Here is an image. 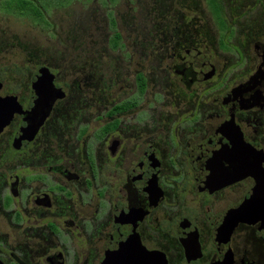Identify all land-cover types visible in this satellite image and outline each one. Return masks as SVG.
<instances>
[{"label": "flooded vegetation", "instance_id": "obj_1", "mask_svg": "<svg viewBox=\"0 0 264 264\" xmlns=\"http://www.w3.org/2000/svg\"><path fill=\"white\" fill-rule=\"evenodd\" d=\"M214 21L244 76L202 34L161 31L154 83L142 61L85 121L59 70L0 72V264H264V16L249 35Z\"/></svg>", "mask_w": 264, "mask_h": 264}, {"label": "rangeland", "instance_id": "obj_2", "mask_svg": "<svg viewBox=\"0 0 264 264\" xmlns=\"http://www.w3.org/2000/svg\"><path fill=\"white\" fill-rule=\"evenodd\" d=\"M222 3V14L230 23L245 25L248 35L258 29L260 23L247 21L264 16V0H222ZM213 4V9L219 7L217 1ZM211 8L206 0H77L68 7L52 9L47 15L51 23L48 27L0 11L2 80L7 84L24 83L33 65L59 70L60 81L71 87L72 96L76 92L77 104L71 103L72 111L67 116L85 121L91 114V99L97 98L102 105L115 97L122 85L130 86L134 70L142 61L154 83V77H159L156 73L159 64L153 60V52L161 41V31L168 32V37L186 31L185 36L202 34L208 47L219 52L224 67L235 69L228 79L242 77L248 65L238 68L237 52L222 54ZM111 15L121 34L122 45L117 49L111 43L114 35ZM239 40L230 45L240 46ZM75 106L79 107L77 112Z\"/></svg>", "mask_w": 264, "mask_h": 264}, {"label": "trees", "instance_id": "obj_3", "mask_svg": "<svg viewBox=\"0 0 264 264\" xmlns=\"http://www.w3.org/2000/svg\"><path fill=\"white\" fill-rule=\"evenodd\" d=\"M77 0H0V11L8 14H13L19 17H26L33 20L35 23H39L43 26H51L48 20V13L55 8H65L72 5ZM212 7V11L217 19H222V13L220 8L213 9V2L216 0H209ZM111 29L114 32L111 40L112 48L117 49L121 44V34L117 31V23L113 15L110 17ZM144 84V89L146 84ZM143 89V88H142Z\"/></svg>", "mask_w": 264, "mask_h": 264}, {"label": "water", "instance_id": "obj_4", "mask_svg": "<svg viewBox=\"0 0 264 264\" xmlns=\"http://www.w3.org/2000/svg\"><path fill=\"white\" fill-rule=\"evenodd\" d=\"M260 75V74H259ZM51 80H52V76H50V82H51ZM45 88V87H44ZM240 88H243V86L242 87H239L238 89H236L235 91H234V94L235 93H237V92H239L240 91ZM51 90V89H50ZM51 97V96H50ZM5 109V108H9L8 107V105H5V106H1L0 107V109ZM1 111V110H0ZM12 115H13V111H9V112H0V119L2 120V124L4 125V121H9L10 119H11V117H12ZM27 131V129L26 130H24L23 129V132H26ZM247 175V174H246ZM243 178V176L242 177H240V179H242ZM255 195H256V191H253L252 193H251V195L248 197V200H247V202L245 203L246 204V207L245 208H243V212L244 213H242V218L243 219H249V217L248 216H250V214H248V212L251 210V205H252V203H253V199L254 198H256L255 197ZM247 214H248V216H247Z\"/></svg>", "mask_w": 264, "mask_h": 264}]
</instances>
